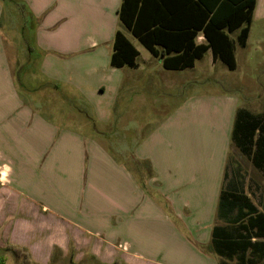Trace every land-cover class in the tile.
Wrapping results in <instances>:
<instances>
[{
    "label": "crops",
    "instance_id": "0c3cea01",
    "mask_svg": "<svg viewBox=\"0 0 264 264\" xmlns=\"http://www.w3.org/2000/svg\"><path fill=\"white\" fill-rule=\"evenodd\" d=\"M121 1L19 2L41 74L79 88L104 125L89 133L18 92L0 26V264H19L7 245L33 264H264V164L245 154L242 168L228 163L236 103L195 96L153 127L106 129L163 94L152 90L159 77L186 70L142 53L124 33ZM3 12L0 1V23ZM117 30L138 51L133 65L110 63Z\"/></svg>",
    "mask_w": 264,
    "mask_h": 264
},
{
    "label": "rangeland",
    "instance_id": "374dc122",
    "mask_svg": "<svg viewBox=\"0 0 264 264\" xmlns=\"http://www.w3.org/2000/svg\"><path fill=\"white\" fill-rule=\"evenodd\" d=\"M0 1L4 8L0 26L9 36L4 40L9 42L15 51L16 55L12 58L19 66L16 72L17 80L15 79L18 92L25 98L38 100L36 108L41 111L64 122L71 120L74 129L86 133L101 130V126L104 125L96 119L92 103L83 98L79 88L45 76L39 71L41 50L35 43L33 26L27 22L26 11L19 3L20 0ZM261 1L263 0H258L254 7L245 46L236 43L238 30L230 33V37L235 41L234 69H229L220 59L212 65L211 51L204 53L203 58L196 62L194 68L188 67L181 74H170L168 78L159 77L163 81V86H154L152 90L160 89L164 91L163 94L150 95L148 101L140 102V106L136 107V116L125 119L121 125H116L115 119H111V124L106 129L117 134L125 122L132 125L143 121L148 123V127H153L164 116L181 107L190 97L209 95L224 97L220 98L223 103L229 99L236 103L238 108L261 116L264 122V4ZM121 28L124 30L123 27ZM124 33L142 50V53H148L126 29ZM152 59L158 63L157 58ZM160 75L166 76L162 73ZM246 159L233 143L228 157L229 168H242ZM3 254L6 252L0 251V255ZM64 264L72 263L66 260ZM94 264L98 263L94 262Z\"/></svg>",
    "mask_w": 264,
    "mask_h": 264
},
{
    "label": "trees",
    "instance_id": "16d2710c",
    "mask_svg": "<svg viewBox=\"0 0 264 264\" xmlns=\"http://www.w3.org/2000/svg\"><path fill=\"white\" fill-rule=\"evenodd\" d=\"M255 0H122L118 17L123 26L167 69L192 67L194 60L210 49L229 69L236 67L235 41L230 33L238 30L236 43L245 46ZM201 34L205 42L197 43ZM137 49L117 30L110 63L133 65ZM257 133V134H256ZM237 148L256 167L264 164V122L261 116L238 108L232 131ZM19 264H33L25 248L7 245Z\"/></svg>",
    "mask_w": 264,
    "mask_h": 264
}]
</instances>
